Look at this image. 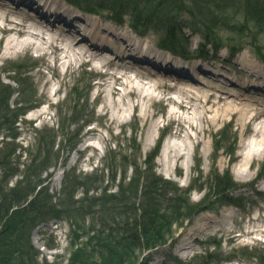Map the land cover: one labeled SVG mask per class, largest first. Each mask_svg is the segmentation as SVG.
Listing matches in <instances>:
<instances>
[{
    "label": "rangeland",
    "instance_id": "rangeland-1",
    "mask_svg": "<svg viewBox=\"0 0 264 264\" xmlns=\"http://www.w3.org/2000/svg\"><path fill=\"white\" fill-rule=\"evenodd\" d=\"M47 1L59 10L64 9L61 1L65 2L68 8L64 13L70 15L69 8L75 9L78 18L66 17L56 23L44 7L9 0L16 9L6 13L8 18L0 19L1 27H13L14 20L23 21L25 27L32 25L20 7L37 13L39 19L43 10L49 22L40 19V24L46 25L41 34L46 39L40 36L30 40L25 35L0 31V79L14 91L10 108L32 106L16 125L15 143L30 148L36 145L40 131L60 128L61 136L73 131L69 139L77 147H65L58 167L49 172L50 193L60 194L68 171L105 168L111 174L118 155L117 161L120 154H129L143 162L161 142L154 165L164 179L187 188L195 179H201L199 185L204 184L215 169L219 173L230 170L240 187L231 191V204L203 212L176 229L175 242L152 252L150 264L175 258L190 261L207 253L212 255L210 264H264V61L246 44L250 41L247 39L243 49L235 53L224 46L209 59H185L157 47L158 33L142 37L129 23L118 25L65 0ZM5 8L1 6L0 10ZM237 20H242L240 15ZM65 21L69 23L67 33L62 32ZM86 28L102 29L105 35L108 32L109 44L123 47L135 57L137 50L156 49L170 62H162L166 66L161 63V69L160 64L156 67L132 57L121 60L111 52H97L91 43L78 39ZM182 32L189 38L192 53L202 49L205 41L199 33L187 27ZM71 33L77 37H71ZM8 36L28 38L36 44L30 49L8 51ZM52 39H57L59 49L51 47ZM256 42L264 53V33ZM179 62L189 77L166 72L167 68L180 71L175 66ZM72 122L76 124L70 128ZM7 135L8 131L0 133V143L9 141ZM214 139L223 141L225 148L216 152ZM232 148L234 155L228 153ZM203 196L204 192H191L194 202ZM70 226L66 219L51 220L33 231L31 241L42 258L67 264ZM145 255L148 253L141 260Z\"/></svg>",
    "mask_w": 264,
    "mask_h": 264
},
{
    "label": "trees",
    "instance_id": "trees-1",
    "mask_svg": "<svg viewBox=\"0 0 264 264\" xmlns=\"http://www.w3.org/2000/svg\"><path fill=\"white\" fill-rule=\"evenodd\" d=\"M65 1L118 25L129 23L142 37L158 33L157 47L185 59L206 60L224 46L235 53L248 39L246 44L264 61L256 42L264 33V0ZM184 27L202 36L205 44L200 51L191 52ZM13 92L0 79V133L8 131L9 139L0 143V264H63L42 258L31 236L40 225L64 219L71 225L67 264H150L152 252L175 242L176 229L203 212L231 204V191L240 187L230 170L219 173L215 169L204 184L195 179L187 188L164 179L154 165L161 148L158 142L143 162L129 154H120L117 161L118 155L111 174L105 168L68 171L60 194H52L47 186L49 172L58 167L65 147H77L69 139L73 131L62 134L64 141L58 128L40 131L34 147L15 143L16 125L32 106L10 108ZM214 148L219 152L225 144L215 140ZM228 153L234 155L235 148ZM195 190L204 192L197 202L191 199ZM211 258L207 253L190 261L175 258L162 264H210Z\"/></svg>",
    "mask_w": 264,
    "mask_h": 264
},
{
    "label": "bare ground",
    "instance_id": "bare-ground-1",
    "mask_svg": "<svg viewBox=\"0 0 264 264\" xmlns=\"http://www.w3.org/2000/svg\"><path fill=\"white\" fill-rule=\"evenodd\" d=\"M31 1H33V0H19V2H21V4H25V2L31 3ZM35 1H36V3L39 2L40 5H42V7H44V11L46 13L47 12L51 13L49 16H52L53 17V21L56 22V23L60 22V21H63V20H67V19H65L66 17H69V19H71V17L74 18V19L78 18L79 14H78V11L75 10V9L72 10V9L69 8V10L72 12V14H70V15H66V13H64V11H66L64 9L68 8V7H66L67 4L65 2H63V1H61V4H60L61 7H64V9H62V10H59L58 7H56L52 3L48 2L47 0H35ZM29 3L26 4L28 6V8H29ZM34 5L37 6V4H34ZM1 6L2 7L4 6L6 8H5V10H0V19H4L5 17L8 18V16H6L8 14H6V13L9 12V11L11 13H13V9H16V6L12 5L9 2V0L0 1V7ZM20 8H21L23 14L26 13L28 15L29 20H31L33 22L32 25L31 26L29 25L28 27H25V24H24L23 21L21 22V20H20V22H16L14 20L15 25L13 27L7 28V27H4V26H2V27L0 26V31H3L4 33H6L8 35L14 33L18 37H19V35L20 36L25 35V36H28V38H30V40H31V38H33V39L40 38V36L42 38L46 39L45 36L41 35V34H44V30L42 29V26H46V25L40 24V21H41L40 19L41 18L42 19H46L47 18L46 14L43 15L44 11L43 10H42V12L40 11L42 16H40V19H39L37 13L35 14L34 12H29L28 9H26L24 7H20ZM5 20H8V19H5ZM12 22H13V19H12ZM26 22H28V21H26ZM66 22L67 21H65V24H66L65 26L66 27L63 28L62 32H66L67 33L68 32L67 30H70V29L67 26V25H69V23H66ZM76 27H77V25H76ZM76 32L79 34L80 30L78 29ZM103 32L104 31L102 29H99V28L93 29L91 31L86 28L84 30V32L78 36V39L80 41H82V42L91 43V46H93L94 49L97 50V52H101L103 50L104 51H108V52H111V53L115 54L117 56L116 58L121 59V60L122 59L123 60L129 59V58L132 57L136 62H145V63H149V64H152V65L154 64V66H156V67H157V64L161 65L162 62L163 63H169L170 62V61H166L165 60V59H167V57H165V58L161 57L160 53L156 49H153V50L145 49V50H142V51L141 50H137L138 54L135 57V54L133 52L132 53H128L127 51L125 52L123 47H115V45L109 44L108 43V39L110 37V34L107 32L108 35H105V34H103ZM71 34H72L71 37H73V38L77 37V35H75L74 33H71ZM28 38L27 39H23V40H19L18 38H13V37L8 36V38H7L6 42H5L6 43V47L5 48L8 49V51H10L11 49H13L15 51H21V50H24V49H30V48L34 47L36 43L32 42L33 40L32 41L28 40ZM0 41H1V43L3 42V40H0ZM99 41H101V42H99ZM51 42H52L51 43V47L54 48L56 46V48L59 49V47L55 44L57 42V39H52ZM125 49H126V47H125ZM60 50H61V52H63L64 48L61 47ZM71 59L72 58L70 57V60ZM58 60H60V58ZM163 63H162V65H163ZM175 64H177L175 66L178 67L176 69H179V70L181 69L180 71H178L179 73L177 72V70H172V71L170 70L169 71L168 68L166 69L167 70L166 72L167 73H176L179 76H185V77L187 76V77H189L188 73H187L188 75H184V73H186V72H184V67L181 66L182 62H181V64H180V62L179 63H175ZM162 65H161V69H162ZM132 66H134V65L132 64ZM165 66L166 65H163V68ZM150 97H151V94H150ZM204 97L205 98H209V95L205 94ZM181 106H184L183 102H181ZM203 107L205 108V106H203Z\"/></svg>",
    "mask_w": 264,
    "mask_h": 264
}]
</instances>
